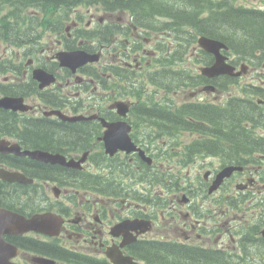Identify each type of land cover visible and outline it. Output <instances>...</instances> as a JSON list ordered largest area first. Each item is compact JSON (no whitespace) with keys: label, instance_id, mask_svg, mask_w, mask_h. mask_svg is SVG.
<instances>
[{"label":"flooded vegetation","instance_id":"flooded-vegetation-1","mask_svg":"<svg viewBox=\"0 0 264 264\" xmlns=\"http://www.w3.org/2000/svg\"><path fill=\"white\" fill-rule=\"evenodd\" d=\"M75 9L65 8L64 12L55 13L53 15L52 28L57 35L51 42H46L42 45H33L37 41L36 31L28 26H19L17 23H13V28L0 30V99L1 98H22L23 101L32 107V114L37 116L39 112L57 110L63 114H72L74 111H85V103L88 98L94 97L98 91L108 92V85H102L101 80L96 75H82L77 76L79 72H83L87 66L80 68L78 74L73 75L69 69L59 67V64L55 57H60L63 52L61 49L55 48V43L58 47L65 48L66 41L71 39L69 33L66 32L65 38L62 37V28L66 24L76 26V35L85 39L87 30L85 27H78V25L84 26L81 19L78 18V13L74 12ZM72 20V22H71ZM90 32V31H89ZM93 32V31H92ZM96 35V33L94 32ZM89 39V38H86ZM7 42L12 43L19 49L22 46H29V51L33 52H44L47 55L42 56L43 64L40 63L39 59L33 56L25 58L19 52H15L12 56L7 55ZM182 40L179 42L181 44ZM18 49V50H19ZM67 49V48H65ZM98 51L102 54L106 52L105 46L100 45ZM174 55V54H173ZM126 59H131V55H124ZM174 57V56H173ZM41 58V59H42ZM136 59H133L135 61ZM94 66V65H90ZM102 65H99V67ZM37 67H44L46 71L52 73L55 76L54 84L39 90L38 83L33 79L32 72ZM173 78V77H172ZM169 77H164V85L161 88H166ZM86 96V97H85ZM106 97V96H104ZM103 97V98H104ZM102 98V100H103ZM166 107V106H165ZM154 109H147L148 115L158 116L163 108L160 104H154ZM109 109V105L107 106ZM157 111V112H156ZM113 111H110L112 113ZM0 113L6 116H14V119L8 120L10 127L0 128V175L6 171L8 173H20L30 178L39 179L46 177L49 179H43L41 182L33 184H21L3 181L0 179V209H7L13 212L21 213L28 216L37 214L40 212H54L61 215L64 219V223L61 229V234L58 238H48L43 235H37L34 233H28L24 236L11 238V243L21 249L19 256L16 260L19 264H28L31 260L32 254L27 248L30 246H36L38 249L43 251L55 252L56 254H65L64 251L75 248L73 253L78 251L77 255H74L78 259L86 260L89 264H110L105 258V252L109 247L119 246L121 238H115L110 234V227L114 219H119L124 209L128 210L130 204L125 203L124 200L117 198L120 201L121 206L117 207L114 205L116 200L109 201L105 200H92L90 196L87 197L88 192L82 195L77 194L78 191H73L71 187V171L62 167L44 163L42 161L31 160L27 157L18 156L9 150L11 146L7 144L9 141H16L21 150H40L50 152L52 154H60L66 159L76 158L77 147L86 145L92 137L96 136V141L99 142L97 135L100 133L98 126H91V131L88 132L86 123L80 125L79 132L72 128L70 122L62 121L56 117L49 118H28L29 115L17 114L15 112L6 111L0 109ZM28 116V117H27ZM4 117H0V123L6 125ZM153 121H161L152 119ZM128 121V119H127ZM173 125L178 126L179 123L170 121ZM26 125V128L22 126ZM13 133L9 130H13ZM39 131L49 133L47 138L37 140V134ZM75 132L74 133H72ZM25 132V133H24ZM63 133V134H62ZM135 130L130 131V137L133 141H136L134 135ZM71 134L75 136V142L71 139ZM78 142V143H77ZM96 144L91 145L93 150ZM97 149V148H96ZM103 149V147H102ZM100 151V146L98 148ZM90 152V151H89ZM230 152L227 153L228 156ZM116 164H124L125 161L132 166L136 164L135 158H138L136 153L131 155H125L123 152H118L115 157ZM262 167L259 166V174ZM55 170L64 174L55 175ZM237 177L242 178V175H235L234 180ZM259 178L261 179L260 175ZM134 184L137 189H142L144 186L153 187L154 183L151 180L144 178L141 174L133 173ZM59 181L58 192H53L51 185L46 181ZM62 180V182H60ZM248 188H256L257 195L259 196V206L255 207L253 201L246 200L242 202V205L238 210L242 212V215L237 216L230 214L232 213L231 199L225 200V211L223 213L213 214V219L216 221L224 215H228L227 218L217 223L218 235L223 238H228L229 241L233 242V233H238L239 239L236 245L243 253L248 250L259 255L252 261L249 260L250 264H259L262 261L264 254V238L261 237V231L264 229V188L261 184L249 181ZM229 187V186H228ZM224 189L229 190L230 188ZM247 188V189H248ZM223 190V191H224ZM51 193L52 196L51 197ZM230 194V193H229ZM79 195L84 199L81 200L77 205L73 204L72 197ZM127 195V194H126ZM156 195H161L156 194ZM128 196V195H127ZM130 196V194H129ZM62 201L64 205L59 202ZM178 206L181 201L174 199ZM106 204H103V203ZM152 204L151 201H149ZM180 206V205H179ZM149 220L155 223L158 213L152 207L145 208ZM170 220L169 224L177 226L179 210L173 203L170 206ZM249 213H256V218H259V236H258V225L252 221ZM129 217V215H125ZM213 223L211 230L216 228V223ZM168 224V225H169ZM193 228V225H191ZM153 229V228H152ZM151 229V232H152ZM210 233V230H209ZM180 234L183 236L185 231L182 227ZM185 238H189L184 235ZM209 235H204L207 238ZM196 237H199L196 234ZM140 242H148L150 240L147 236H141ZM36 241L38 243H35ZM135 243L125 246L122 248L124 255L128 254L130 248ZM139 245V244H137ZM217 253H224L227 249L231 251L233 248H222L210 245ZM23 250V251H22ZM27 252H26V251ZM78 255H81L79 257ZM61 261H66L63 257ZM61 261L55 262V264H64Z\"/></svg>","mask_w":264,"mask_h":264},{"label":"trees","instance_id":"trees-1","mask_svg":"<svg viewBox=\"0 0 264 264\" xmlns=\"http://www.w3.org/2000/svg\"><path fill=\"white\" fill-rule=\"evenodd\" d=\"M235 2L236 0H0V8L8 7L6 22L9 23H17L21 26L23 23L32 22L34 16L23 13V11L29 9L43 12L41 16L42 22L52 25L54 20L51 19L50 15L61 11L64 12L66 7L71 10L79 6L88 7L101 4L105 11L108 12L116 10L130 11L134 24L146 30L155 32L156 27H159L167 34H172L173 38L175 33L178 35L183 33L186 45L181 48L182 50L177 49L173 54L184 51V55H186L185 51L193 45L191 43L195 42L197 36H207L223 41L241 60L257 61L258 63L259 60L255 56L260 58L264 53V11L247 9ZM18 9L22 10L20 15L15 14ZM157 17L167 18L169 22H155ZM178 30H181V32H176ZM202 60L203 62L208 61L209 56L204 54ZM171 62L172 59L170 58L168 63ZM199 81L200 79L193 82L189 87L197 85ZM186 82L189 81L186 80ZM238 103L240 101H235L234 105H232L233 107H230L231 113L207 105L197 106L194 108V112L190 114L197 121V124H190L183 120L182 124L176 127L179 130L199 132L209 138V140L214 134L223 136L228 142H232L233 148L243 151L253 149L259 146V140L250 138L248 135L246 137L242 131H238L241 126L240 120L250 117L253 113L244 110L240 105H237ZM159 117L167 121L180 122L176 116L170 114H162ZM234 120L236 121L234 122ZM167 121L161 120L160 123L170 126ZM7 126L10 127L8 124L0 123V128ZM229 128L231 129L226 132ZM38 132L37 140H39L38 137L46 139L49 134L39 130ZM229 135L235 137H229ZM74 138L75 136L71 135L70 140ZM233 139L235 141H232ZM209 140H201L195 144V147L203 151H211L216 147L218 148V141ZM193 151L195 150L193 149ZM165 247L166 245L159 246L156 244L146 246V249ZM166 248L172 252L183 253V257L174 256L172 261L175 264H206L203 261V263L198 262L197 259L207 256H219L216 253L206 254L201 251L188 250L177 246H168ZM139 249L142 250V248ZM138 254L142 255L143 253L138 252ZM157 256V254L146 252L143 257L146 260H150L149 258Z\"/></svg>","mask_w":264,"mask_h":264},{"label":"rangeland","instance_id":"rangeland-1","mask_svg":"<svg viewBox=\"0 0 264 264\" xmlns=\"http://www.w3.org/2000/svg\"><path fill=\"white\" fill-rule=\"evenodd\" d=\"M237 2H238V4H242V5L246 6V7L258 8V9H263L264 8V0H237ZM98 10H100V9L98 8ZM74 12H76V13L79 12L78 14L83 16V17L86 16L85 20L83 22H81L83 25H84V22H91V24H93V26H94V24L96 23V20L104 15V14H102V11H97L96 8H91L90 10L79 9L78 11H74ZM140 17H142V16L140 15ZM157 20L165 21L167 19L158 18L157 17ZM71 22H72V20H71ZM80 26L83 27L82 25H78V27H80ZM176 32H181V30H178ZM170 36L172 37L171 34H170ZM52 40H53L52 36H44V41H46L47 43L51 42ZM163 40H164V35L160 34L159 36H155L152 40L143 41L144 51L141 50L140 54L145 52V51H147V50H149V49H153L154 45H157L158 42H162L163 43ZM183 43H185V38L183 39ZM191 44H194V43H191ZM235 58H236V56H235ZM104 60L107 61L108 59L104 58ZM260 72H261V69L259 67H256V71H251V72L247 73L246 75H244L242 78H240L238 84L235 85V86H232V88L230 89V92H232L233 95H241L240 94L241 93V89L245 88V86H248V85H253V86H257L258 85V86H260L261 83H262L260 81L261 77H262L261 75L264 74V71H263V73L261 72L262 74ZM201 97L204 98V99L206 98L208 100H212V97H210V95H202ZM71 135H73V134H71ZM183 140H188V139L186 137H184ZM73 141H74V139H73ZM149 142L151 143V139L149 140ZM211 160H213V159H211ZM205 165H207L206 168L210 169V170L218 167L216 162H210L209 164H208V162H205ZM251 170H253V169H251ZM179 171H180V174H184L186 172H189L191 175H194V174H197L198 172L200 174H202L204 169L201 170L198 167H194V166H191L189 168H186L185 166H183V167L181 166L179 168ZM249 173L250 172H248L246 175H244L240 179H239V177H237L236 180L232 179L231 188L234 189L236 184L242 183L243 181L247 180V177L249 176ZM250 176L252 177V175H250ZM194 208H195V211L201 209V211H203V214H204V216H201L199 214L197 215V217L199 219L201 218L202 220H199L198 218H193L194 220H198L200 223H194L193 221H191V223H194V228L195 229L201 230L203 223L207 224L208 221H214L212 215L211 214L209 215L207 213V210H212V209H214V207H211L206 202H199L197 205H195ZM216 210H218V209L216 208ZM222 210H224V207H222ZM221 213H223V212H221ZM230 214H233V213H230ZM227 217H228V215H224V216L220 217L218 220H216L215 223H218V222L222 221L223 219H225ZM203 239L204 238L201 237L199 240L202 241ZM205 240H206V243H208L210 245H214L216 247H222V248L230 247V248H233V247H235V240H237V238L236 237H235V239L233 238V242H231V241H229V239L227 237L223 238L221 235H218L217 233H215L214 235H209L208 239H205Z\"/></svg>","mask_w":264,"mask_h":264},{"label":"water","instance_id":"water-1","mask_svg":"<svg viewBox=\"0 0 264 264\" xmlns=\"http://www.w3.org/2000/svg\"><path fill=\"white\" fill-rule=\"evenodd\" d=\"M200 44L202 47H204V49L212 52L215 56H216V63L214 64V66H212L211 68H207L204 69L203 72L208 75V76H215L221 73H226L229 75H232L233 72V68L224 65L223 61L225 60L224 57H222L219 53V50L221 48L224 47L223 44L217 42V41H211L208 39H201L200 40ZM96 59V57L94 56H90L88 54H86L85 52L82 51H75V52H70V53H64L59 57V60L61 62L62 65L67 66L72 68V70H75L77 67H79L80 65H84L87 62H92ZM44 72L43 71H36L35 75L37 77L38 80H43L44 78ZM74 119V118H72ZM110 129L112 126H108ZM113 135L114 133H112L111 131L106 133L105 136V142L107 147L111 146L112 147V152L115 151L116 147V143H114L113 141ZM120 144V143H119ZM33 157H35V155H32ZM230 170H226L222 177L224 176H228L229 175ZM222 178H220L221 180ZM37 222V221H34ZM7 224V219L6 217H3V214H0V264H9L8 263V259L10 257V254L6 253V249L4 250V246L1 240V235L3 232V228L5 227V225ZM5 251V252H4ZM4 255V257H3Z\"/></svg>","mask_w":264,"mask_h":264},{"label":"bare ground","instance_id":"bare-ground-1","mask_svg":"<svg viewBox=\"0 0 264 264\" xmlns=\"http://www.w3.org/2000/svg\"><path fill=\"white\" fill-rule=\"evenodd\" d=\"M71 8V7H70ZM22 12V10L21 9H18V10H16L15 11V14H18V15H20V13ZM23 13L25 14V13H27V14H31V15H33V16H42V13L43 12H41V11H39V10H25V11H23ZM142 13V12H141ZM14 14V13H13ZM149 22V21H148ZM150 23V22H149ZM95 36V34H94V32H92V31H88L87 33H86V38H89V39H92L93 37ZM201 37H203V36H197L196 37V40H197V38H201ZM174 40H173V43H170L173 47L175 46L174 44L175 43H177V45H178V48L177 49H179V50H182L181 48L182 47H184L185 45H186V42L185 43H183V33L182 34H180V35H178V34H176L175 33V37L173 38ZM182 40V42H181V44H179V42ZM196 40H195V42H196ZM194 42V43H195ZM176 50V49H175ZM62 54H64V53H62ZM61 54V55H62ZM60 55V56H61ZM174 56V55H173Z\"/></svg>","mask_w":264,"mask_h":264}]
</instances>
